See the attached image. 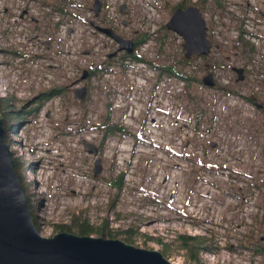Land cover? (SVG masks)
<instances>
[{
    "label": "rangeland",
    "instance_id": "rangeland-1",
    "mask_svg": "<svg viewBox=\"0 0 264 264\" xmlns=\"http://www.w3.org/2000/svg\"><path fill=\"white\" fill-rule=\"evenodd\" d=\"M153 1L164 5L161 15L157 13L155 56L145 58L156 75L177 80L158 70L173 67L175 72L200 81L212 68L229 81L225 91L237 92L243 85L236 82L231 69L250 63L254 56L260 57L258 69H264V0H207L201 5L207 35L217 47L212 45L208 57L195 58L188 64L183 61V41L165 28L174 7L184 0ZM227 2L232 7L226 6ZM125 16L123 20H127ZM244 24L246 32L263 40L253 53L246 42L233 40L226 31L228 27L239 31ZM147 27L141 32H149ZM132 28L139 31V23ZM216 32L228 44L219 46L213 36ZM193 66L197 70L190 74ZM251 77L241 92L254 89ZM85 81L79 80L82 87ZM119 81L126 82L120 75ZM167 85L166 98H161L155 87H146L143 92L128 88L114 119L107 108L104 113L102 102L97 101L96 107L88 100L75 103L71 86L69 91L60 92L64 102L57 106L54 117L41 124L35 110L45 99L32 104L14 98L0 100V115L3 112L4 125L10 132L5 143L19 163V176L38 234L45 238L61 232L79 234V227L67 231L60 226H70L73 215L82 214L81 220L93 229L89 236L100 237L98 228L107 222L109 236L105 239L157 251L171 264H192L179 246V235L207 238L215 264H264V110L254 111L248 98L242 108L228 106V101L221 99V90L197 81L186 82L177 97ZM261 87L262 93L251 91V97L264 107V81ZM207 93L211 98H206ZM89 107H102L96 120L87 117ZM130 107L138 113L132 121H126L132 124L131 130L124 127L125 135L113 133L109 144L102 141L96 159L86 155L80 144L83 139L76 141L78 132L91 130L90 125L101 136L104 120L119 126ZM66 109L76 110L80 116L76 115V120L72 115L64 116ZM18 123L10 130L11 124ZM112 151L111 160L101 157L102 153L111 156ZM97 159L101 160L102 171L94 179ZM119 174H124V185L112 205L118 191L106 180ZM202 253L200 261L210 263L205 256L202 259Z\"/></svg>",
    "mask_w": 264,
    "mask_h": 264
},
{
    "label": "built area",
    "instance_id": "built-area-1",
    "mask_svg": "<svg viewBox=\"0 0 264 264\" xmlns=\"http://www.w3.org/2000/svg\"><path fill=\"white\" fill-rule=\"evenodd\" d=\"M198 1L191 0V3L195 4ZM99 2L100 10L95 17L94 0H0V100L14 98L20 103L26 100L32 104L38 99H45L44 104L35 110L37 121L41 124L44 120H51L48 118L54 117V113L59 110L57 106L64 102L60 95L62 90L69 91L68 88L71 86L70 89L73 91L83 86L79 80L84 71L88 72V76L85 81L87 94L83 103L88 100L89 104L93 103L92 105L96 107L97 101L102 102L104 113L107 108V113L112 119L120 110L118 104H122L125 100L128 88H133V92H143L146 87H155L156 93L160 94L161 98H166L165 90L167 84H170V91L174 97L182 95L186 86L185 80L167 79L156 75L154 70L147 66L145 59L155 56L154 47L157 46L156 29L159 19L157 13L161 15L164 5L156 4L152 0H99ZM120 5L126 9L125 17L129 22L126 27L123 26L124 20L119 13ZM227 5H231L230 2H227ZM136 22L139 23V31L132 28ZM146 24L148 27L145 26ZM242 26L244 29L242 41L256 48L258 43L262 44L263 40L246 32L245 24ZM146 27L149 28V32L145 30L142 33L141 31ZM98 28L111 29L125 40L134 41L136 37L142 35L146 39L139 45H134L132 55L122 52L121 54L128 57L118 58L120 55L118 54L115 58L108 59V55L115 52L119 45ZM226 31L232 34L230 38L235 41L241 36L234 28L228 27ZM213 36L219 40L216 41L219 46L222 43L228 44L218 32ZM211 42L216 49L217 46H214L212 39ZM83 51L88 54L82 55ZM133 56L139 60L130 58ZM113 60L116 62H112ZM259 63L260 57L254 56L250 63L236 67L243 69V80L240 81L243 86L237 92L225 91L230 85L229 81L222 78L219 71L212 72L213 69H209L216 84L215 88L221 90L223 94L221 99L227 100L228 106L238 105L242 108L244 100L251 97V91L255 95L262 93L259 85L264 81V69H258ZM194 70H197L195 66L189 73ZM251 74L254 89H248L247 92L250 94L247 96V92L241 90L246 88V80ZM119 75L126 80L125 84L119 81ZM54 91L56 92L54 95L47 96ZM205 96L211 98V94L207 93ZM247 102L252 105L254 111L261 112L253 102ZM102 107L99 109L89 107L87 117L96 120L98 114L102 112ZM242 111L244 113V110ZM79 113L76 110L66 109L64 116L72 115V118H77L80 116ZM137 115L138 113L136 114L130 107L127 118L120 122L119 127L124 125L122 128L125 133L124 127L131 130L132 124L126 121H132L131 117ZM120 117L122 119V116ZM87 126L91 130L79 131L77 142L79 139L88 143L94 142L93 146L98 150H101L102 141L105 140L104 142L109 144V137L103 140V132L98 136L90 125ZM113 152L111 156L102 153L101 157L111 160ZM94 157L96 159L97 155ZM202 254V259L205 256L210 261V263L204 261L205 264H215L214 253L209 251Z\"/></svg>",
    "mask_w": 264,
    "mask_h": 264
},
{
    "label": "water",
    "instance_id": "water-1",
    "mask_svg": "<svg viewBox=\"0 0 264 264\" xmlns=\"http://www.w3.org/2000/svg\"><path fill=\"white\" fill-rule=\"evenodd\" d=\"M100 10L99 0H94L93 11L95 17ZM119 13L125 15L123 5L119 6ZM123 21V25H127ZM167 31L182 39L181 48L184 59L192 61L195 58L208 57L212 42L207 35L205 20L199 8L190 5L187 8H176L168 22ZM98 30L114 39L119 47L108 55V59L119 53L132 55L134 41L125 40L111 29ZM208 65H205L207 70ZM236 82L243 80V69L233 68ZM88 72L84 71L82 80ZM200 83L207 88H215L216 84L211 74H206ZM74 102L82 103L87 94V86L73 90ZM251 100L259 110L262 105ZM85 151L93 156L97 148L85 141H81ZM214 146V144H213ZM102 171L101 160L97 159L92 171L94 179L99 178ZM0 264H171L161 253L148 251L128 245L120 240L105 239L92 236H78L67 232L58 233L50 238L38 234L28 208L27 198L21 181L13 166V156L4 141L2 116L0 115Z\"/></svg>",
    "mask_w": 264,
    "mask_h": 264
},
{
    "label": "trees",
    "instance_id": "trees-1",
    "mask_svg": "<svg viewBox=\"0 0 264 264\" xmlns=\"http://www.w3.org/2000/svg\"><path fill=\"white\" fill-rule=\"evenodd\" d=\"M206 1L207 0H199V2L195 3L194 5H196L197 7H199L200 10H202L201 5H203ZM190 5H192L191 0H184V1L179 2V4L176 7H174V10L176 8H178V7L184 9V8L189 7ZM238 32L241 35L239 37L238 42L239 41L242 42V34L244 33L243 27H241ZM145 39H146V37H144V36L136 37L134 39V45L135 46L139 45ZM246 44L249 45V50H250V52L253 53V51L255 50L254 46L252 44L248 43V42H246ZM131 58H134L135 60H139V58H136L135 56H133ZM183 61L186 64L189 63V61L185 60L184 58H183ZM158 70L160 71V73L163 72L164 74L170 75L172 77H177L179 79H183L186 82L197 81L198 83H200V81L198 79H195V78H192V77H189V76H184V75H181V74L175 72L173 70V67H160V68H158ZM160 73H159V75H160ZM55 93L56 92L54 91V92L48 94L47 96H52ZM252 97H254V96H252ZM248 100L250 102H253L250 98H248ZM2 114H3V112H1V116H2ZM4 123H5V120L3 119V116H2V127H3V130H4V141L6 142L7 135L10 132H9V129L5 127ZM18 125H19V123L17 125H12L11 124L10 125V130L13 129V128H16ZM100 129L103 131V140L106 139L107 137H109L113 133H118V134H122V135L125 133V130L122 127H119V126L113 125V124H108L106 122V119L104 120V123L101 125ZM13 166H14V170H15L16 174L18 175V177H19V179L21 181V176H19V172H18L19 163L14 158H13ZM21 184H22V182H21ZM106 184L110 188L116 189V191H118L116 193V195L111 200L112 205H114L116 203V201L118 200L119 192L122 191V188H123V185H124V174H119L118 176H116L114 178H111L110 180H106ZM82 216H83L82 214H80V216H74L73 215V218L71 220L70 226H60V227L63 228V230H67V231L69 229H71L72 226H74L76 228L79 227L80 228V233L79 234L78 233H74V235L78 234L80 236H89L90 232H92L93 229L88 225V222L86 220L85 221L81 220ZM105 227H107V222L104 223L100 228H98L99 236L102 237V238H108L107 236H109L106 233V230H105L106 228ZM125 232H127V231H125ZM177 241L180 244L179 246L187 252V255L189 256V259L192 262V264H204L203 262L200 261L198 256H199V252H201V251H203V252H209L210 251V248L208 247L207 238L201 237V236L189 237V236L179 235L177 237Z\"/></svg>",
    "mask_w": 264,
    "mask_h": 264
},
{
    "label": "flooded vegetation",
    "instance_id": "flooded-vegetation-1",
    "mask_svg": "<svg viewBox=\"0 0 264 264\" xmlns=\"http://www.w3.org/2000/svg\"><path fill=\"white\" fill-rule=\"evenodd\" d=\"M134 35H136V33H135V32H134ZM231 71H233V70L231 69ZM262 82H263V81H262ZM262 82H261V83H262ZM261 83H260V85H259L260 87H261ZM261 89H262V87H261ZM254 98H255V97H254ZM250 99H251V97H250ZM255 100H257V99L255 98ZM256 103H257V101H256ZM254 104H255V103H254ZM257 104H258V103H257ZM262 110H264V107H263V109H262Z\"/></svg>",
    "mask_w": 264,
    "mask_h": 264
}]
</instances>
